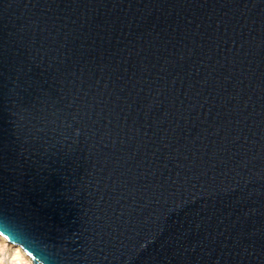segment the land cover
Returning a JSON list of instances; mask_svg holds the SVG:
<instances>
[{"label": "water", "instance_id": "water-1", "mask_svg": "<svg viewBox=\"0 0 264 264\" xmlns=\"http://www.w3.org/2000/svg\"><path fill=\"white\" fill-rule=\"evenodd\" d=\"M0 208L68 264H264V0H0Z\"/></svg>", "mask_w": 264, "mask_h": 264}, {"label": "clouds", "instance_id": "clouds-1", "mask_svg": "<svg viewBox=\"0 0 264 264\" xmlns=\"http://www.w3.org/2000/svg\"><path fill=\"white\" fill-rule=\"evenodd\" d=\"M0 264H68V257L28 218L0 208Z\"/></svg>", "mask_w": 264, "mask_h": 264}]
</instances>
